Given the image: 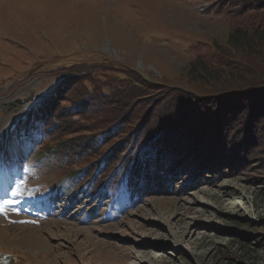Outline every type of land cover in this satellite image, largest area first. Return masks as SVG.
Here are the masks:
<instances>
[{
  "label": "rangeland",
  "instance_id": "rangeland-1",
  "mask_svg": "<svg viewBox=\"0 0 264 264\" xmlns=\"http://www.w3.org/2000/svg\"><path fill=\"white\" fill-rule=\"evenodd\" d=\"M219 1L0 0V133L71 70L95 92L121 77L148 94L211 92L196 80L216 74L198 70L207 53L230 52L237 13ZM14 100L25 103L5 111ZM124 101L119 107L131 109ZM13 142L17 155L0 164V199L16 201L0 215V264H264V141L249 153L242 143L243 158L221 172L225 158L214 146L201 159L210 168L171 173L173 187L160 195L131 201L121 191L90 215V205L65 207L68 194L53 195L69 165L35 163ZM18 180L31 195L5 196Z\"/></svg>",
  "mask_w": 264,
  "mask_h": 264
},
{
  "label": "trees",
  "instance_id": "trees-1",
  "mask_svg": "<svg viewBox=\"0 0 264 264\" xmlns=\"http://www.w3.org/2000/svg\"><path fill=\"white\" fill-rule=\"evenodd\" d=\"M223 7L237 10L227 53L238 57L239 62H231L233 58L227 59V53L206 52L207 62L198 71L206 75L214 72L216 76L211 73V78L203 75L196 81L214 90L196 94L173 87L148 94L146 89L142 92L143 84L128 85L121 77L116 78L112 89L104 86L95 92L94 86L88 88L87 78L71 70L14 115L0 133L6 161L18 153L15 141L35 163L69 165L55 183L53 195L68 194L65 207L83 209L90 205V215L121 191L131 201L149 193L160 195L168 185L173 187L171 173L210 168L201 159L203 154L212 157L209 153L214 146L225 158L219 160L218 172L220 167H230L232 161L243 158L242 143L248 145L247 153L255 150L264 141V96L258 93L264 92V0H222ZM122 91L124 95L118 94ZM252 95L260 98L247 99ZM105 97L108 102L118 99L109 107L103 102ZM125 98L131 101V109L119 107ZM24 103L14 100L4 108L10 111ZM230 134L235 137L231 143L227 137ZM234 140H241V144L234 146ZM35 141H39L37 149L26 148ZM205 142H212L207 149ZM188 181L185 178L183 183Z\"/></svg>",
  "mask_w": 264,
  "mask_h": 264
},
{
  "label": "snow or ice",
  "instance_id": "snow-or-ice-1",
  "mask_svg": "<svg viewBox=\"0 0 264 264\" xmlns=\"http://www.w3.org/2000/svg\"><path fill=\"white\" fill-rule=\"evenodd\" d=\"M5 161H6L5 152L3 151L2 148H0V164L5 163ZM26 195H31V192L25 191L23 180L16 181L15 186L12 187L10 191H8L7 189L5 190V196L23 197ZM15 202L16 201L12 199H6V198L0 199V215L5 214L8 205L13 204Z\"/></svg>",
  "mask_w": 264,
  "mask_h": 264
}]
</instances>
